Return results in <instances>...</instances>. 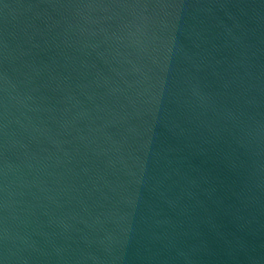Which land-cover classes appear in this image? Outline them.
<instances>
[{
    "label": "water",
    "instance_id": "obj_1",
    "mask_svg": "<svg viewBox=\"0 0 264 264\" xmlns=\"http://www.w3.org/2000/svg\"><path fill=\"white\" fill-rule=\"evenodd\" d=\"M0 264H264V0H0Z\"/></svg>",
    "mask_w": 264,
    "mask_h": 264
}]
</instances>
